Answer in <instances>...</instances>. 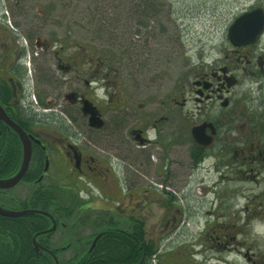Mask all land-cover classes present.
Returning <instances> with one entry per match:
<instances>
[{
    "label": "flooded vegetation",
    "instance_id": "af4514ba",
    "mask_svg": "<svg viewBox=\"0 0 264 264\" xmlns=\"http://www.w3.org/2000/svg\"><path fill=\"white\" fill-rule=\"evenodd\" d=\"M42 1L78 0H0V206L28 210L0 214L27 227L34 264H87L114 231L143 243L146 207L162 194L206 183L221 195L264 179V0L231 1L220 37L187 49L188 73L169 83L158 67L179 57L175 47L163 61L161 46L178 42L177 0H85L96 5L86 16L35 11ZM239 241L232 230L217 240L257 264Z\"/></svg>",
    "mask_w": 264,
    "mask_h": 264
},
{
    "label": "rangeland",
    "instance_id": "374dc122",
    "mask_svg": "<svg viewBox=\"0 0 264 264\" xmlns=\"http://www.w3.org/2000/svg\"><path fill=\"white\" fill-rule=\"evenodd\" d=\"M231 1L233 0H177L175 2L174 11H177L179 15L176 23L179 25L178 42H170L171 36H167L161 46L164 55L163 61L167 53L175 47H178L176 49L179 57L173 66L163 62L158 67L161 70L162 78L167 83L171 79L188 73L189 66H186V61L183 60L186 57L184 52L187 49L201 47L209 43L212 37H216L212 40L220 37V31L228 21L226 16L231 13V10H234ZM34 4V10L38 12L53 9L60 12L78 11V15L82 12L85 16L96 7L95 3L85 0H78L68 7L66 6L68 3H54L53 1ZM19 18L20 23L23 22V26H29L27 20H32L25 17ZM173 23H165L167 32L174 28ZM80 25H85L81 23V19L78 20V26ZM215 25L218 26V31H213ZM81 37L84 43L90 42L85 34ZM163 37L165 36L163 35ZM122 47H124V43H119L112 49L113 52L110 50L113 54L112 59L119 62V64L115 63V67L121 70V73L118 74L120 80L122 74H125L124 66L128 67L121 60L124 58ZM97 49L100 54L107 53L106 47L102 48L98 45ZM131 82L132 85L135 84L138 87L139 91L141 90L139 81L132 79ZM117 85L118 90L122 91L123 88L126 90L123 81ZM154 85H147L149 91L150 89L152 92L154 91ZM150 96L153 97V95ZM142 97L143 94L140 95V98ZM257 178H253L251 182H243L242 189L235 190L237 192H226L221 195L206 189V183L193 184L190 190L162 194L161 206L148 204L143 216L147 231L145 240L156 238L159 242L161 236L163 237L160 241L163 253L153 256L152 264H249L247 258L242 254L236 256L234 253H230V250L219 247L217 242L219 235L222 236L223 231L230 232L231 230L237 234L238 240H240L237 244L239 246L242 244L245 250L249 248L254 252L257 255V264H264V179L262 176ZM174 205L181 208V213L176 210ZM176 214L179 216L177 218L178 225L173 229H166L164 222L167 218L173 216L175 218ZM115 220L116 223L122 221L117 217ZM226 224L228 226L223 228L222 225ZM169 229L176 231H173L172 237L167 238ZM171 241L175 244L173 247H177H174L170 252L164 246L165 243Z\"/></svg>",
    "mask_w": 264,
    "mask_h": 264
},
{
    "label": "trees",
    "instance_id": "16d2710c",
    "mask_svg": "<svg viewBox=\"0 0 264 264\" xmlns=\"http://www.w3.org/2000/svg\"><path fill=\"white\" fill-rule=\"evenodd\" d=\"M1 230L6 235L0 239V245L6 246L5 248L0 247V264H4L2 261L9 264H22L20 259H22L24 251L19 254L21 249L18 248L23 246V248H27V251L30 249L31 233L22 223H14L11 217L0 214ZM135 237L127 238L116 231L108 233L103 239H100L93 257L88 259L87 264H151L150 258L157 251L155 242L149 239L139 243L143 238L141 239L138 234ZM31 256L33 255L28 254L29 258Z\"/></svg>",
    "mask_w": 264,
    "mask_h": 264
},
{
    "label": "bare ground",
    "instance_id": "6f19581e",
    "mask_svg": "<svg viewBox=\"0 0 264 264\" xmlns=\"http://www.w3.org/2000/svg\"><path fill=\"white\" fill-rule=\"evenodd\" d=\"M0 116H1V112H0ZM5 235H6V233L3 231V230H1L0 231V239H2V238H4L5 237ZM36 240V239H35ZM12 244H14V243H12ZM5 246L6 245H3V244H1L0 245V247L1 248H5ZM21 247V246H20ZM18 248V249H21V251L19 252V254H21L23 251H24V253H23V255H22V259H20L21 260V263L22 264H34L35 263V258H34V255L33 256H31L30 258L28 257V254L29 255H31V251H30V249L27 251V248L25 247V248H23V246H22V248ZM11 248V247H10ZM153 257V256H152ZM151 259V258H150ZM4 264H9L8 262H5V261H2ZM151 264H152V259H151Z\"/></svg>",
    "mask_w": 264,
    "mask_h": 264
},
{
    "label": "water",
    "instance_id": "95a60500",
    "mask_svg": "<svg viewBox=\"0 0 264 264\" xmlns=\"http://www.w3.org/2000/svg\"><path fill=\"white\" fill-rule=\"evenodd\" d=\"M30 145H26L25 146V149L26 150H28V158H29V156H30ZM25 163H26V161H25ZM22 173V171L20 170L19 172H18V176L20 175ZM18 176L17 177H15L14 179L15 180H13L12 182H13V184L17 181V179H18ZM3 181H5V180H0V182H3ZM6 181H8V180H6ZM10 181V180H9ZM8 181V182H9ZM15 181V182H14ZM28 210H21V211H14V210H8V209H5V208H3V207H1L0 206V213H2V214H4V215H22V214H26V213H28L27 212ZM32 212H34V211H32Z\"/></svg>",
    "mask_w": 264,
    "mask_h": 264
}]
</instances>
